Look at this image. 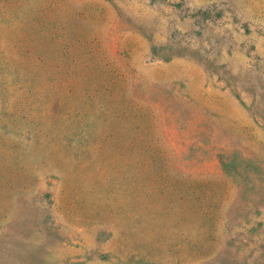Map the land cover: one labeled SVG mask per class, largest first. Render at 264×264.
I'll use <instances>...</instances> for the list:
<instances>
[{"label": "rangeland", "instance_id": "rangeland-1", "mask_svg": "<svg viewBox=\"0 0 264 264\" xmlns=\"http://www.w3.org/2000/svg\"><path fill=\"white\" fill-rule=\"evenodd\" d=\"M0 264H264V0H0Z\"/></svg>", "mask_w": 264, "mask_h": 264}, {"label": "trees", "instance_id": "trees-1", "mask_svg": "<svg viewBox=\"0 0 264 264\" xmlns=\"http://www.w3.org/2000/svg\"><path fill=\"white\" fill-rule=\"evenodd\" d=\"M67 89L65 88H62V90L59 91L58 95L55 93L56 90H52L50 91L52 93L51 96H48V104L49 105H52V110L51 108H49L50 106H47V108L45 109L49 114H53L55 115L56 112H59L61 113V110L65 112L64 110V105L66 104V101L67 99H72V96L70 94V90L66 91ZM89 91L88 90H84L82 91V111L84 113H92L95 111V103L93 100L89 99L88 101H86V105L84 104V101L86 100L85 98H89ZM24 96H22L23 98H28L30 97L28 93H23ZM38 97H41V96H38ZM80 94L76 95L75 96V99L76 101L78 102L79 99H80ZM39 102V98H38V101ZM90 102V103H89ZM91 104V105H90ZM75 107H76V104H75Z\"/></svg>", "mask_w": 264, "mask_h": 264}]
</instances>
